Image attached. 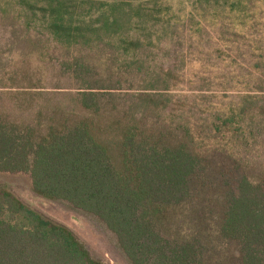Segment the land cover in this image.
I'll use <instances>...</instances> for the list:
<instances>
[{
  "label": "trees",
  "instance_id": "16d2710c",
  "mask_svg": "<svg viewBox=\"0 0 264 264\" xmlns=\"http://www.w3.org/2000/svg\"><path fill=\"white\" fill-rule=\"evenodd\" d=\"M260 5L0 0L41 63L0 57V171L96 216L132 264H264ZM0 264L103 263L6 187Z\"/></svg>",
  "mask_w": 264,
  "mask_h": 264
},
{
  "label": "rangeland",
  "instance_id": "374dc122",
  "mask_svg": "<svg viewBox=\"0 0 264 264\" xmlns=\"http://www.w3.org/2000/svg\"><path fill=\"white\" fill-rule=\"evenodd\" d=\"M172 7L173 11L183 14L188 13L187 7L192 0H164ZM262 20H264V5H260ZM184 17V16H183ZM212 29L208 28L207 31ZM23 33L19 30L13 31L0 22V57L4 63L6 73H19L32 69L37 71L40 64L36 53L29 54V48L20 43ZM24 36V35H23ZM33 36V35H31ZM172 47L171 44L168 45ZM213 45L203 44L200 49H211ZM185 51H188L185 46ZM190 50V49H189ZM195 52L198 49H194ZM193 52L195 60L190 64L189 76L193 71L201 67L202 57ZM57 55V53H56ZM254 59L247 57L245 64L252 63ZM27 62V63H26ZM245 72L244 69H242ZM220 73V72H219ZM52 77L51 73L47 75ZM248 77V75H244ZM11 190L22 202L40 213L46 219L62 224L69 228L76 238L84 245L90 256L103 264H132L121 250L115 235L96 216L80 210L66 201L50 200L38 196L32 188L30 176L23 172L0 171V190L2 188Z\"/></svg>",
  "mask_w": 264,
  "mask_h": 264
}]
</instances>
